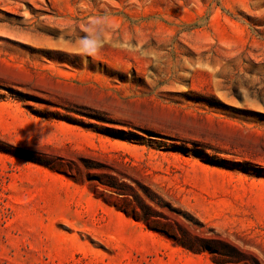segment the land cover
Instances as JSON below:
<instances>
[{
    "label": "rangeland",
    "instance_id": "obj_1",
    "mask_svg": "<svg viewBox=\"0 0 264 264\" xmlns=\"http://www.w3.org/2000/svg\"><path fill=\"white\" fill-rule=\"evenodd\" d=\"M0 264H264V0H0Z\"/></svg>",
    "mask_w": 264,
    "mask_h": 264
},
{
    "label": "trees",
    "instance_id": "obj_2",
    "mask_svg": "<svg viewBox=\"0 0 264 264\" xmlns=\"http://www.w3.org/2000/svg\"><path fill=\"white\" fill-rule=\"evenodd\" d=\"M132 136H133L135 139H137V140H141V139H142V138L139 137L138 135H134V134H130V133H129V135H125L126 138H132ZM132 139H133V138H132ZM181 150L185 151L184 149H181ZM198 154H200V155H206V154H204V153H198Z\"/></svg>",
    "mask_w": 264,
    "mask_h": 264
}]
</instances>
